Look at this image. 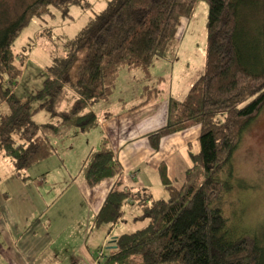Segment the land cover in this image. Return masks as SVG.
Listing matches in <instances>:
<instances>
[{"label": "trees", "instance_id": "1", "mask_svg": "<svg viewBox=\"0 0 264 264\" xmlns=\"http://www.w3.org/2000/svg\"><path fill=\"white\" fill-rule=\"evenodd\" d=\"M196 1L110 0L65 43V54L55 57L43 72L42 87L25 100L16 99L7 83L8 79L14 83L20 71L13 43L31 16L44 8L38 13L29 9V15L0 25V103L10 104L9 111L0 113V151L12 159L18 173L57 152L72 130L96 128L99 118L89 107L114 92L123 67H139L149 75L155 57H165L179 44L181 18L192 14ZM206 1L205 71L184 100H171L167 123L150 133L158 140L200 125L199 150L191 154L193 167L187 176L201 166L204 179L178 187L161 169L166 199H153L144 190L135 194L121 190L116 181L98 217L102 215L111 227L123 217L124 203L134 202L142 209L139 218L149 221L141 229L111 238L103 264H264V236L238 234L220 199L231 191L222 180L225 171L233 174L234 140L245 120L251 121L264 103V0ZM64 2L77 3H37L47 8ZM67 86L77 97L70 109L62 110L58 105ZM34 102L39 105L33 107ZM40 108L54 120L37 122L34 114ZM87 170L89 183L96 184L119 174L120 167L103 144Z\"/></svg>", "mask_w": 264, "mask_h": 264}, {"label": "rangeland", "instance_id": "2", "mask_svg": "<svg viewBox=\"0 0 264 264\" xmlns=\"http://www.w3.org/2000/svg\"><path fill=\"white\" fill-rule=\"evenodd\" d=\"M38 1L0 0V16L9 13L6 18L0 17V25L6 23L8 19H19L26 15L29 9L36 10L38 13L44 8L43 13L31 16L29 23L20 30L13 43L14 56L16 55V64L20 71L14 83L8 82L9 79L7 83L12 88L11 94L20 100L27 99L30 94L42 87L45 78L43 72L46 67L54 61L55 57L65 54V43L74 39L91 18L107 7L110 0H68L77 3L69 5L64 2L58 7L50 4L47 8L38 4ZM208 8L206 0H197L192 14L181 18L177 34L179 44L177 43L165 57H155L154 65L148 69L149 75H146V72L139 67L133 69L123 67L115 81L114 92L107 98L113 112L120 110L118 106H121L122 99L128 104H135L139 102L140 93H144L146 87L164 85L162 87L165 91L159 90L158 96L153 99L154 102H151L144 110H139L138 116H134V122L138 128L143 129H155L167 123L171 100L181 98L178 94L184 91L185 85H193L205 71ZM144 85H146L145 88ZM169 85H172L170 89H168ZM155 91L153 89L151 93ZM76 97L77 94L73 88L65 87L63 99L58 108L70 109ZM144 98L145 95H143ZM107 104L95 102L93 105L97 107V113H100ZM38 105V102L33 103V107ZM9 110L8 101L0 103V113ZM34 119L39 123H46L54 120V117L47 110L40 108L35 112ZM245 122L247 123L243 124L242 131L234 140L235 150L231 159L233 174L228 176L226 171L223 173V184L229 183L231 191L220 196V199L224 214L227 215L230 224L238 234L264 236V103L253 119L245 120ZM116 129L120 134V125L117 122ZM188 131L192 135L194 128ZM90 135L87 132L78 137L73 134L74 153L73 149L66 147L65 141L57 152L46 159L36 161L30 169L20 174L12 159L7 155L4 158L0 154V180H3V184L13 178L25 181V185H19L16 190L19 188L18 191H27L30 199L37 206L42 207V216H56L55 212H58L56 207L66 201L69 205L67 206L69 218L58 224L62 232L56 235V249L60 250V258L74 257V251L79 252L83 246L81 252L86 250V255L81 254L82 264H103L106 254L110 251L108 243L112 237L140 229L149 219L138 218L141 209L130 202L124 205L125 221L117 223L113 228L102 215L98 217L110 190L108 187L111 180L96 184L88 181L87 169L94 153L85 161L83 159L89 149L86 141L88 143L92 141L89 140ZM174 139H176L174 145L179 146L183 142L179 136ZM197 143L195 141L190 148L192 153L199 150ZM79 147L84 151L79 150ZM130 147L124 148L122 152L125 156H130L133 163V157L129 153ZM120 156L123 158L122 154ZM141 168L143 172L139 175L142 179H150L149 189L154 198L160 199L163 195H159L161 193L158 187L162 186V179L157 173L154 176L149 175L148 178L147 174L151 173L145 171L147 169L145 165ZM188 168L191 169L192 166L177 167L179 178L185 177L183 182L181 180L178 182V187L189 181L200 182L204 179L201 166L195 167L189 176H187ZM48 173V178L44 182L43 176ZM117 173H119L118 179H121V169ZM115 175L118 176V174ZM63 176L72 177L71 184L60 180ZM112 178L114 177H110ZM92 197L102 202L100 206L96 207ZM48 204L51 206H47ZM96 211H98L97 214L93 215ZM70 219L78 222V230H69ZM104 227L111 233L106 232L101 236Z\"/></svg>", "mask_w": 264, "mask_h": 264}, {"label": "crops", "instance_id": "3", "mask_svg": "<svg viewBox=\"0 0 264 264\" xmlns=\"http://www.w3.org/2000/svg\"><path fill=\"white\" fill-rule=\"evenodd\" d=\"M162 86L164 85H160V87L159 85L152 86V88L148 86L147 88L146 85H144V88H146L144 93H140L141 98L139 102L128 104L122 99L121 106H118L120 110L116 112H113L108 103L109 99L107 98L98 101L104 102V104L108 103L100 113H97L96 106L92 105L89 107L88 110L91 109L97 114L99 125L92 130L86 131L88 134H91L89 140L92 141L89 143L86 141L89 149L83 161L88 159V156L90 157L93 153L97 152L103 144H106L113 151L115 161L122 171V177L118 179V174V176L113 175L114 178L112 179L108 177L102 180V182L111 180L108 187L109 189L115 185L116 181H119L116 187L121 190L134 191L136 193L144 190L149 193L153 199H158L159 197L154 198L153 193L149 189L151 186L150 179H142L139 175V173L143 172L141 168L142 165L146 166L147 169L145 171L151 173L147 174L148 178L149 175L154 176V174L157 173L162 179L161 169L163 170L164 168L168 179L174 185L179 184L178 182L180 180L183 182L185 179V177L179 178L177 167L186 168L189 165L193 167L190 148L195 141L199 144L200 125H192L186 129L166 134L156 140L151 138L155 136H151L150 133L161 128L165 123L159 128L143 129L138 128L134 122V116H138L137 114L140 113L139 110H144V108L149 107L150 103L154 102V97L158 96L159 90H161V92L165 91ZM171 86L172 85H169L168 89H170ZM191 87L192 85H185L184 91L178 94L181 98L176 100H184ZM153 89L156 91L151 93ZM143 95H145L144 99ZM116 122L120 125V134H118L116 129ZM191 128H194V133L192 135L188 131ZM86 132L78 131L77 133L76 130H72L69 138L66 140V147L73 149L74 153L75 147L73 146L72 135L75 134L78 137L80 135H85ZM178 136L183 140L179 146L174 145L176 142L174 138ZM155 140L158 144L155 143ZM128 147H130L129 153L133 157V163H131L130 156H125L122 152L124 148ZM79 150L84 151L81 147H79ZM0 154L6 158L4 152L0 151ZM121 154L123 158H121ZM182 161L184 162L183 165ZM49 173L43 176L44 182L47 180ZM70 179H72V177L63 176L60 178V180L67 182V184H71ZM2 182L3 180H0V264H82V255L83 253L86 255V250L81 252L83 246H81L79 250L80 253L74 251V257L71 256L70 258H60V250L56 249V235L62 232V228L59 227L58 224L60 222H65L70 214L69 208L67 207L69 205L66 201L56 207L58 210V212H55L56 216H42V207L37 206L30 199L28 192L18 191L19 188L16 190V187H19V185H25V181L20 178H13L6 181L5 184ZM158 188L161 193L159 195H163L161 198L166 199L168 190L163 184V179L162 186ZM56 198L57 196L55 199ZM92 200L95 202L96 207L97 205L100 206L102 203L95 197H92ZM126 203L127 202H125L124 205ZM124 205V215L117 223L125 221ZM47 206H51V204ZM139 208L141 209L140 206ZM97 212L98 211L93 212V215H96ZM141 214L142 209L137 217L139 218ZM117 223L111 226V228L117 225ZM147 223L148 222H145L144 226H146ZM77 224L78 222L70 219L68 221L69 230H78ZM106 232L111 233V231H107L104 227L101 236Z\"/></svg>", "mask_w": 264, "mask_h": 264}, {"label": "bare ground", "instance_id": "4", "mask_svg": "<svg viewBox=\"0 0 264 264\" xmlns=\"http://www.w3.org/2000/svg\"><path fill=\"white\" fill-rule=\"evenodd\" d=\"M132 192H133V194H135V193H136V192H134V191H132ZM133 204H136V203H134V202H133ZM136 205H137V204H136ZM137 206H138V205H137Z\"/></svg>", "mask_w": 264, "mask_h": 264}]
</instances>
